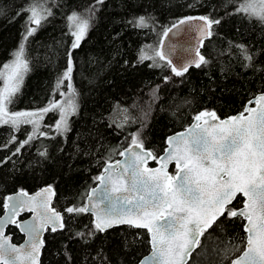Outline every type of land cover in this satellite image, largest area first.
I'll return each mask as SVG.
<instances>
[{"label":"trees","instance_id":"obj_1","mask_svg":"<svg viewBox=\"0 0 264 264\" xmlns=\"http://www.w3.org/2000/svg\"><path fill=\"white\" fill-rule=\"evenodd\" d=\"M31 2L0 0V69L25 34L27 16H16V12ZM42 2L51 8L52 15L25 44L30 71L9 111H35L49 106L53 99L61 100L57 80L67 68L69 51L73 54L72 82L78 91L79 108L69 117V131L60 135L52 129L55 135H37L15 156L18 142L28 136L26 129L12 130L8 135L9 126L0 124V159L12 157L0 166V214L7 194L51 184L55 189L53 206L63 212L65 227L55 233L46 231L40 264H138L149 250L146 230L120 225L88 235L95 231L91 215L65 210L85 204V194L102 165L119 157L133 133L139 132L145 147L157 156L165 147L166 136L185 127L198 111L215 110L226 116L240 111L249 98L264 91V23L231 14L232 0H104L96 5L93 27L80 47L71 49L73 37L67 17L73 11L87 14L94 0ZM192 15H210L221 21L213 26V35L201 49L210 61L208 65L192 67L178 77L165 61L157 60L159 67H151L152 61L137 63L141 49L158 47L165 29ZM140 16H145L147 27L132 23ZM240 44H247L255 53L253 67L242 66L238 50L232 47ZM66 85L67 81L60 92L67 91ZM49 113L45 124L51 128L58 112ZM13 136L16 143H10ZM45 151L47 158L39 155ZM241 203L242 197L237 196L233 206ZM242 226L243 220L236 219L223 231L209 230L188 264H228L222 249L233 240L242 245ZM8 232L14 241L21 240L14 225Z\"/></svg>","mask_w":264,"mask_h":264},{"label":"snow or ice","instance_id":"obj_2","mask_svg":"<svg viewBox=\"0 0 264 264\" xmlns=\"http://www.w3.org/2000/svg\"><path fill=\"white\" fill-rule=\"evenodd\" d=\"M232 2L234 11L231 14L264 23V0ZM103 3L104 0H94L87 14L73 11L67 17L73 37L71 49L80 47L93 27L96 5ZM0 14H3L2 9ZM20 15L27 16L25 34L13 54V60L0 69V80L3 81V87H0V123L10 124L17 131L21 124H31L33 132L24 141L18 142L14 156L19 155L21 149L37 135H46L40 130V124L47 113L58 112L59 120L54 127L62 135L70 130L69 117L75 115L79 108L78 91L72 82L73 54L69 51L67 68L57 80L56 91L62 99H53L49 106L35 111L9 112V105L20 91L24 76L30 71L25 44L42 21L52 15V11L43 6L42 0H32L16 12V16ZM193 19L203 24L196 29L201 37L191 58L174 64L169 57L176 51L175 47L165 52L164 41L161 40L158 47L141 49L137 63L152 61L151 67H159L157 60L165 61L178 77L185 76L192 67L208 65L210 61L201 54L200 47L205 38L213 35V26L219 25L220 19L210 15L187 17L179 21V25L165 29L162 35L168 37L173 29ZM132 23L138 28L147 27L145 16ZM232 47L238 50L243 67H253L255 53L249 50L247 44ZM65 81L67 92H60V86ZM253 103L256 107H246L244 112L225 120H221L215 111H200L185 132L167 139L168 147L159 157L145 148L139 132L133 133L129 147L119 153L125 159L105 164L101 174L95 177L98 186L85 194L87 203L73 205L65 211L69 214H93L95 231L88 235L103 233L118 225L146 229L150 234L151 254L142 258L139 264H188L193 252L201 245V237L209 230L217 228L223 231L228 223L242 219L246 221L243 224L246 235L241 240L244 247L241 250L239 245L225 246L222 249L223 259L228 260V264H264V92L249 101V104ZM16 142L15 136L11 137L10 143ZM39 155L47 158L46 151ZM11 159V156L0 159V166ZM148 160L158 161L160 166L149 168ZM173 161L177 169L175 175L167 170L168 164ZM54 194L53 187L48 185L34 196L21 190L15 198H7L12 203L5 205L10 207V217L6 222L15 223L11 216L24 210L35 213V216L33 223L20 225L29 239L27 247L19 248L4 235L5 221L0 220V264H39L40 250L44 246L41 233L47 229L55 233L65 227L63 214L50 206ZM238 194L245 198L239 208L233 206ZM236 251L240 254L229 259ZM104 259L107 261V256Z\"/></svg>","mask_w":264,"mask_h":264},{"label":"water","instance_id":"obj_3","mask_svg":"<svg viewBox=\"0 0 264 264\" xmlns=\"http://www.w3.org/2000/svg\"><path fill=\"white\" fill-rule=\"evenodd\" d=\"M188 17H194L195 18V17H200V16H194V15H192V16H188ZM185 18H187V17H185ZM185 18H183L181 20H184ZM181 20H179V21H181ZM179 21L176 22L175 24L176 25H179ZM202 24H203L202 21H199L197 19H193L191 21L186 22L184 25H180V26H178V28L173 29V32L170 33L168 37H164V36L162 37L161 40L164 41L163 50L165 52H169L170 48H172V47H175V49H176V51L174 53H172L170 55V57H169L170 59L173 60V63L174 64H177L178 65L179 63L183 62L184 60L191 58L195 54L196 47L199 45V40H200V37H201V33L198 32L196 29L199 26H201ZM171 27L172 26H170L169 28H171ZM208 38L209 37H207V38L204 39L203 44H204L205 40H207ZM201 49H202V47H200V52H201ZM258 94H260V93H257L255 95H253L251 98H249V100L243 105V108L240 111H237L235 113L228 114V115L222 116V117L219 116L216 113L217 116L221 120H225V119H227V118H229L231 116L239 115L241 112H244V110H245L246 107H256V105L254 103L253 104H249V101L250 100H253L254 97L256 95H258ZM202 110H206V109H202ZM202 110H200V111H202ZM200 111H198L195 115H197ZM208 111H215V110H208ZM195 115L193 116V118L191 119V121L185 127H183L182 129L176 130V131H174V132H172V133H170V134H168L166 136V138H165V147L163 148V151L159 155H157L158 157L164 155V150L168 147V145H167V139L169 137H171V136H174V135L178 134V133L185 132L195 122L194 121ZM245 115H247V113H245ZM129 145L126 146L125 148L129 147ZM125 148H123L121 151H123ZM146 149L150 150L149 148H146ZM124 159H125V157H122V156L119 155V157L117 159L111 160V161H107V162L114 163L117 160H124ZM107 162H105L102 165L101 171L99 172L98 175L101 174V172L103 171V169L105 167V164ZM159 166H160V164H159L158 161L148 160V162H147V167H149V168H158ZM167 170H168L169 174H171V175H175L176 174L177 169H176V166H175V162L174 161L173 162H170L168 164V169ZM48 185H51V184H44V185H42V186H40V187H38V188H36L34 190L17 189V190H15V191H13V192H11V193H9V194L6 195V197L4 199L5 200V204H4V207H3V211L0 214V220L5 221V223L3 224V232H4V235L5 236L10 237V243L12 245H15L18 248L21 247V246L27 247V243H28L29 237H28V235H27L26 232H24V231L21 230L20 225L21 224H25V223H28V224L33 223V218L35 216V213H33L31 211H28V210L20 211L18 215L11 216V220H14L15 223L6 222V221L9 220V217H10V207H5V205H6V203L7 204H11L12 203V202L8 201L7 198L8 197H14L15 198L20 193L21 190H23L24 192H26L29 196H34V195H36L37 192H39L41 189L47 187ZM97 186H98V182L95 181V183L88 188L87 192L90 191L93 187H97ZM53 189H54V187H53ZM54 192H55V189H54ZM240 196L243 198L242 204L240 206V207H242L245 198L242 195H240ZM54 197H55V194L51 197V205L50 206L52 208H55L53 206ZM85 203H87L86 196H85ZM55 209H56V211H58V212H60V213L63 214V212L61 210H58L57 208H55ZM88 214L91 215L92 223H93V221H94L93 214H91V213H88ZM24 215H26V216H24ZM245 222L246 221L243 220V224ZM13 225L17 228L18 233L22 236L21 240H19V241H14L13 238H12V234L10 232H8L9 226H13ZM118 226H120V225H118ZM140 229H142V228H140ZM242 229H243V226H242ZM47 230H50V229H47ZM47 230H45V231H43L41 233V235H40V238L41 239L44 240V235H45V233H46ZM144 230H146V229H144ZM146 232H147V230H146ZM148 237H149V241H150V234L149 233H148ZM149 246H150V248H149L148 252L146 254H144L139 259V261L142 258H144L146 256H149L151 254V245H150V243H149ZM42 249H43V247L40 250L39 264H40ZM238 255H236V256H238ZM235 257H233V258H235ZM139 261H138V264H139Z\"/></svg>","mask_w":264,"mask_h":264},{"label":"rangeland","instance_id":"obj_4","mask_svg":"<svg viewBox=\"0 0 264 264\" xmlns=\"http://www.w3.org/2000/svg\"><path fill=\"white\" fill-rule=\"evenodd\" d=\"M13 58H14V55L12 56V58H11L7 63H9L10 61H12ZM1 69H3V67H2ZM66 92H67V91H66ZM9 112H11V111H9ZM49 115H50V113H47V114L44 116V118H43V120L41 121V124H40V130L43 131V132H45L46 134H47V133H50L49 135H55V134H52V133H51L52 129H53V131L55 132V130H54L55 128H54V127L49 128L50 126H48V123H47V125L45 124V119H48ZM58 120H59V114H58V118H57V120H56L55 122H57ZM0 124H2V123H0ZM55 124H56V123H55ZM6 125L9 126V127H7V133H8V135H12V134H13V131H17V130L14 129L10 124H6ZM21 128H25V129H26V133H27V135H29V134H31V133L33 132V126H32L31 124H21L20 127H19V130H20ZM48 128H49V129H48ZM12 130H13V131H12ZM19 130H18V131H19ZM24 135H25V134H24ZM60 135H61V134H60ZM62 135H63V134H62ZM234 243H235V245H239L241 250L243 249L244 245H243V244H242V245H241V244H237L235 240H233V242L231 243V245H230L229 247H231L232 245H234ZM239 253H240V252H238V251L232 253L230 259L233 258V257H235L236 255H238Z\"/></svg>","mask_w":264,"mask_h":264},{"label":"flooded vegetation","instance_id":"obj_5","mask_svg":"<svg viewBox=\"0 0 264 264\" xmlns=\"http://www.w3.org/2000/svg\"><path fill=\"white\" fill-rule=\"evenodd\" d=\"M237 196H240V195H237ZM242 200H243V198H242ZM242 204V203H241ZM241 205H239L238 207H240ZM237 207V208H238ZM127 226H129V225H127ZM132 227V226H131ZM148 234V233H147ZM148 242H149V237H148ZM149 248H150V246H149Z\"/></svg>","mask_w":264,"mask_h":264},{"label":"bare ground","instance_id":"obj_6","mask_svg":"<svg viewBox=\"0 0 264 264\" xmlns=\"http://www.w3.org/2000/svg\"><path fill=\"white\" fill-rule=\"evenodd\" d=\"M262 92H264V91H262ZM259 93H261V92H259Z\"/></svg>","mask_w":264,"mask_h":264}]
</instances>
